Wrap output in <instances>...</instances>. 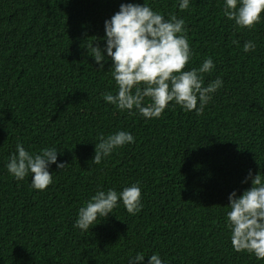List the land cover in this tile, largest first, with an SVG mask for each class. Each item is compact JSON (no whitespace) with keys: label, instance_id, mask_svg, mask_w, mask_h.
I'll return each mask as SVG.
<instances>
[{"label":"trees","instance_id":"trees-1","mask_svg":"<svg viewBox=\"0 0 264 264\" xmlns=\"http://www.w3.org/2000/svg\"><path fill=\"white\" fill-rule=\"evenodd\" d=\"M143 2L0 0V264H127L138 252L139 264L153 252L165 264H264L233 251L225 223L229 194L252 186L242 183L248 170L264 178V13L243 29L223 15V0H190L184 10L146 0L184 20L192 51L184 70L210 57L203 83L223 81L199 114L175 105L146 120L104 102L116 89L111 60L100 70L86 48L104 47V21L121 3ZM245 41L255 49L243 52ZM117 130L134 141L92 165L98 137ZM18 141L33 153L58 149L65 167H49L45 190L4 167ZM137 182L135 215L118 203L89 230L73 228L98 188Z\"/></svg>","mask_w":264,"mask_h":264},{"label":"clouds","instance_id":"clouds-1","mask_svg":"<svg viewBox=\"0 0 264 264\" xmlns=\"http://www.w3.org/2000/svg\"><path fill=\"white\" fill-rule=\"evenodd\" d=\"M67 2V0H65ZM190 0H177L181 10L189 7ZM223 15L238 28L251 29L262 18L264 0H223ZM104 47L89 44L87 53L104 68L111 60L110 74L115 83V94L102 93L105 103L130 115L138 114L144 119L159 118L166 107L178 105L181 110L197 114L203 111L212 95L223 86L219 78L203 83L204 74L215 65L209 57L199 67L185 69L192 56L184 20L175 15L165 19L144 0L140 3H121L119 10L104 21ZM236 43V41H233ZM256 47L245 41L242 51L247 53ZM106 54V55H105ZM171 102V103H170ZM134 137L124 130L108 135L101 134L94 143L92 165H99L117 148L131 144ZM58 149L46 147L29 152L21 142L15 145L4 167L17 181L30 175V188L45 190L52 183L49 167L63 169L65 164L57 160ZM251 181V187L240 195L234 190L228 196L225 223L230 230V242L235 252H247L257 260L264 259V178L260 171L253 174L249 169L242 183ZM141 189L137 183L123 187L119 192L113 188L95 193L77 209L74 229L87 231L96 221L112 214L122 204L130 215L141 210ZM145 254L136 253L127 264L143 262ZM147 264H165L158 253L147 255Z\"/></svg>","mask_w":264,"mask_h":264}]
</instances>
